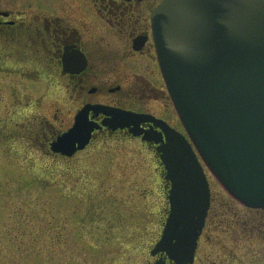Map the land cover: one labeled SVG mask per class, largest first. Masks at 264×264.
I'll return each instance as SVG.
<instances>
[{
	"label": "rangeland",
	"instance_id": "1",
	"mask_svg": "<svg viewBox=\"0 0 264 264\" xmlns=\"http://www.w3.org/2000/svg\"><path fill=\"white\" fill-rule=\"evenodd\" d=\"M27 2L0 0V9L26 8ZM27 43L0 47V264L155 262L150 251L169 212L157 155L139 141L111 136L96 138L71 159L50 154L48 139L73 120L63 90L46 81L43 55ZM161 99L171 102L163 93ZM210 180L218 199L235 211L243 208L212 174ZM254 210L261 212L243 208L242 216L257 220L252 225L260 229L264 211ZM222 226L203 239L198 264L231 259L223 245L236 240ZM242 241L232 255L239 260L228 261L264 264V237Z\"/></svg>",
	"mask_w": 264,
	"mask_h": 264
},
{
	"label": "water",
	"instance_id": "2",
	"mask_svg": "<svg viewBox=\"0 0 264 264\" xmlns=\"http://www.w3.org/2000/svg\"><path fill=\"white\" fill-rule=\"evenodd\" d=\"M153 25L169 92L195 148L232 195L264 209V0H166ZM91 111L107 116L103 126L160 144L170 213L151 254L193 264L210 188L192 144L152 115L87 105L50 143L54 154L71 158L90 144L102 127ZM146 122L162 132L144 130Z\"/></svg>",
	"mask_w": 264,
	"mask_h": 264
},
{
	"label": "flooded vegetation",
	"instance_id": "3",
	"mask_svg": "<svg viewBox=\"0 0 264 264\" xmlns=\"http://www.w3.org/2000/svg\"><path fill=\"white\" fill-rule=\"evenodd\" d=\"M164 1L28 0L26 8L15 4L12 8L0 9V47H4V42L18 46L22 40H27L32 53L43 55L46 81L64 92L69 104L66 115L73 122L57 135L67 131L77 113L87 105L152 115L185 133L180 128L181 122L167 90L154 43L152 15ZM161 93L170 96L172 105L163 103ZM89 117L100 125L107 118L105 114L96 115L93 111ZM141 127L161 132L152 123H143ZM57 135L51 136L48 144ZM108 136L139 141L157 155L154 141H144L143 135L134 136L129 128L112 130L102 126L93 133L90 144L96 138ZM2 142L3 134L0 133ZM205 171L211 189V204L194 264L199 263L203 239L211 240L209 232L222 224L225 235L233 242L236 240L233 247L224 244L223 251L231 256L228 260H239L232 255L244 237H264L259 233L264 234V217L260 229L257 223L252 225L257 220L251 223L244 220L243 208L252 212L261 210L242 205L219 184L225 195L243 207L239 211L233 210L214 195L210 173L206 168ZM228 260L225 264H232Z\"/></svg>",
	"mask_w": 264,
	"mask_h": 264
}]
</instances>
